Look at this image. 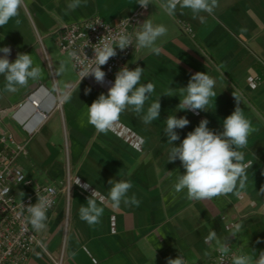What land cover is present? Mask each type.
Returning a JSON list of instances; mask_svg holds the SVG:
<instances>
[{
    "label": "crops",
    "instance_id": "crops-1",
    "mask_svg": "<svg viewBox=\"0 0 264 264\" xmlns=\"http://www.w3.org/2000/svg\"><path fill=\"white\" fill-rule=\"evenodd\" d=\"M68 2L24 0L19 16L0 27V48L10 47V62L18 53H26L41 68L39 79L15 92L3 91L5 81L0 76V131L26 143L15 165L32 181L58 190L46 229H33L39 245L24 264H167L178 255L189 264L207 260L222 243L228 244L229 251L255 259L254 251L257 255L264 251V194L259 192L264 187V0H218L212 15L201 13L198 18L179 7L170 16L162 0H151L132 35L134 39L146 19L165 26L166 35L155 45L160 52L136 48L134 39L125 65L130 70L144 68L140 83L155 85L145 111L161 95L159 118L145 125L126 111L106 133L87 123V109L101 93L107 95L115 76L111 84L97 83L91 75L79 83L70 58L58 48L57 32L94 15L115 23L139 4L137 0H87L75 11H66ZM196 72L215 78L217 96L207 111L177 110L179 89ZM86 88L91 92L85 94ZM170 88L174 95H162ZM233 94L252 127L241 150L244 162L252 164L245 188H237L239 196L188 200L186 190L174 191L176 178L185 170L178 159L167 162L171 145L163 132L165 121L169 115L189 120L185 128L176 129L180 139L173 144L177 147L203 119L209 121L210 130L222 132L223 120L237 106ZM110 179L130 180L133 187L128 196L134 194L139 206L121 203L114 208L107 199ZM78 180L90 187L85 190L76 184ZM94 190L104 212L98 224L89 225L80 219L79 208L86 206ZM30 191L18 186L15 198L22 199ZM211 231L220 243H205Z\"/></svg>",
    "mask_w": 264,
    "mask_h": 264
},
{
    "label": "clouds",
    "instance_id": "clouds-1",
    "mask_svg": "<svg viewBox=\"0 0 264 264\" xmlns=\"http://www.w3.org/2000/svg\"><path fill=\"white\" fill-rule=\"evenodd\" d=\"M87 0H69L66 11H75L78 7L86 5ZM137 3L147 8L152 4L151 0H137ZM170 16L176 14L177 8L188 9L193 14V18H198L201 13L212 15L219 6L218 0H162L161 5ZM24 7V0H0V27L6 25L10 19L18 17L21 8ZM16 23L20 21L17 19ZM167 29L163 25H154L151 20L146 19L135 32V47L147 48L152 53L159 54L160 49L156 47V41L165 36ZM94 48V58L91 63L81 72L80 81L86 76H94L97 83L103 84L106 73L101 70V66L106 65L110 58L117 55L116 48L126 49L133 45V36L124 32L117 33L110 40L101 42ZM4 53L0 57V76H3L5 85L3 91L15 92L19 87H27L30 80H37L41 76V68L33 65L31 56L26 53H18L14 62H10L8 56L11 49L8 46L0 48ZM70 56L78 59L75 51ZM65 65L61 62L59 71L62 73ZM144 68L137 66L130 70L127 65L122 67L115 75L114 84L108 89L107 95L101 93L87 109V123L93 126L98 133H106L113 129L121 114L132 111L141 121L148 125L157 120L161 111L160 96L150 103L145 111V104L149 101L155 91L152 82L140 83ZM79 86V84H78ZM216 80L205 72L193 74L186 87L179 89L180 103L177 110H188L198 114L199 111L209 110L208 106L217 93L215 91ZM171 89L162 94L172 96ZM91 92V88L85 89V94ZM234 95V94H233ZM237 106L231 115L223 120V131L214 132L208 128L209 121L203 119L199 125L187 133L180 145L174 146L173 142L180 139L176 129H183L189 124L186 117L177 118L169 115L163 128L167 136V143L171 145L168 152V161L174 163L177 159L181 162L183 174L176 178L174 191L181 193L186 190V198L191 201L210 200L214 197L226 196L240 192L237 188L244 189L246 185V171L252 166L244 162V152L241 151L248 144V137L252 131L251 122L245 117L239 99L234 95ZM65 99H68L66 96ZM83 124L84 121L82 120ZM80 185V181L76 183ZM110 185L107 199L114 208H118L121 203L125 205L139 206V200L133 194L128 196L133 187L130 180L108 181ZM87 190L90 184L80 185ZM259 192L264 194V187ZM20 197L24 196L19 192ZM37 202L25 207L28 213V222L35 231L46 229L47 211L50 201L47 197L37 194ZM86 206L79 208L80 219L89 225L100 222L104 208L98 205L95 190L86 199ZM103 203V200H101ZM240 228L239 225L236 226ZM217 241L220 243L215 231H211L205 237V243ZM257 243H260L258 240ZM223 255L229 251L227 243H222L219 248ZM254 251V250H253ZM255 259L252 255H234L231 264H264V251L259 254L254 251ZM207 255V253H206ZM167 264H186L185 259L178 255L177 258H169Z\"/></svg>",
    "mask_w": 264,
    "mask_h": 264
},
{
    "label": "built area",
    "instance_id": "built-area-1",
    "mask_svg": "<svg viewBox=\"0 0 264 264\" xmlns=\"http://www.w3.org/2000/svg\"><path fill=\"white\" fill-rule=\"evenodd\" d=\"M146 9L139 5L130 15L120 18L115 23H107L94 15L82 21L66 24L58 30L56 38L58 48L70 58L78 79L81 72L91 63L89 60L94 58L93 47L98 46L96 44L100 39L101 42L110 40L120 32L132 35L133 28L140 24ZM183 27L190 31L188 26ZM133 48L134 39L133 45L124 50L117 47V55L110 58L106 65L101 66V70L106 73L104 81L107 84H111L112 77L125 66ZM73 51L77 53L78 59L70 56ZM20 125L24 128V123ZM26 132L31 134L32 130L26 129ZM25 150V142H17L10 133L0 131V264H24L29 253L39 245L38 236L28 222L25 207L37 202V194L45 196L51 202L47 211L48 216L57 202L56 187L32 181L15 165L16 157L25 153ZM18 186L31 189L19 200L14 194V189ZM234 255L241 254L231 250L222 255L217 251L205 261L189 264H231Z\"/></svg>",
    "mask_w": 264,
    "mask_h": 264
}]
</instances>
